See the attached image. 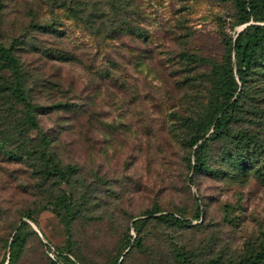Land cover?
Masks as SVG:
<instances>
[{
	"label": "rangeland",
	"instance_id": "374dc122",
	"mask_svg": "<svg viewBox=\"0 0 264 264\" xmlns=\"http://www.w3.org/2000/svg\"><path fill=\"white\" fill-rule=\"evenodd\" d=\"M236 21L234 0H0V42L15 47L38 123H22L24 102L0 84V264L18 232L13 264H70L55 262L58 252L74 264H232L258 252L260 69L248 76L230 133L208 144L212 171L192 167L190 138L208 112L214 68L226 62L230 37L264 24ZM48 159L64 179L39 171Z\"/></svg>",
	"mask_w": 264,
	"mask_h": 264
},
{
	"label": "trees",
	"instance_id": "16d2710c",
	"mask_svg": "<svg viewBox=\"0 0 264 264\" xmlns=\"http://www.w3.org/2000/svg\"><path fill=\"white\" fill-rule=\"evenodd\" d=\"M236 7V23H246L250 20L262 21L264 19V0H234ZM14 41V40H13ZM228 57L226 62L222 65L216 66L213 72V87L214 90L210 96L208 103V112L199 120L194 122L193 134L190 138V146L194 147V163L192 164L193 171L210 173L212 170L207 165L206 151L209 142L222 134L230 133L229 121L234 113V109L238 104L243 92L245 91L248 76L254 70L260 69L264 74V24L249 23L235 37H230L228 41ZM13 44L5 46L0 42V73L3 69H8L14 76L13 80L3 79L0 84L6 86V89L15 96L19 97L24 102L25 116L22 123L27 124L30 128H37L34 112L36 106L25 99L23 85L25 77L21 69L20 61L14 51ZM233 55V56H232ZM234 57V60H232ZM3 77V74H0ZM27 127V128H28ZM244 137H241V140ZM41 144L44 147L48 146L49 138L46 134L41 136ZM12 157L15 154L8 152ZM41 157L47 156V151L44 149L39 150ZM236 164L239 168H244L245 162L237 155ZM48 159L41 165L40 172L44 176H51L57 173L62 179L66 174L57 165L49 166ZM156 209L148 210L145 214L147 217L139 218L133 221L132 228L140 232V227L145 223L146 219L151 217ZM28 217L31 216L29 212H24ZM199 217V215L197 216ZM158 219L170 222L178 226L188 223V219L174 216L173 214H160ZM23 225L25 223L21 221ZM129 236V235H128ZM133 236L127 239V246L130 245ZM24 239L18 232L10 243V259L9 264H13L16 260L18 252L21 251ZM139 245L140 242L134 239L133 244ZM132 244V245H133ZM60 252L57 253L55 262L74 264L75 259L69 255L61 260ZM123 259V258H122ZM122 261V260H121ZM119 259L115 260L113 264H121ZM4 264V260L1 261ZM206 264H221L218 260H211ZM232 264H264V244L254 255L249 258H244L237 263Z\"/></svg>",
	"mask_w": 264,
	"mask_h": 264
}]
</instances>
